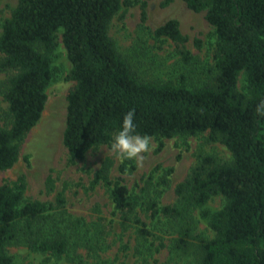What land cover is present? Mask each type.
<instances>
[{
    "label": "trees",
    "instance_id": "trees-1",
    "mask_svg": "<svg viewBox=\"0 0 264 264\" xmlns=\"http://www.w3.org/2000/svg\"><path fill=\"white\" fill-rule=\"evenodd\" d=\"M183 1L194 12L204 11L213 28L212 63H193L187 37L178 20L170 18L152 34L170 40L180 58L167 77L141 79L108 32L121 0H17L0 34V72L7 75L0 93L8 104L5 125H0V171L17 162L19 143L41 117L60 32L71 63L67 79L73 81L62 136L69 160H81L102 145L111 147L129 109H135L137 131L157 139L158 149L163 138L206 132L208 141L222 143L231 159L201 154L176 184L175 205L159 206L150 199L144 209L178 228L172 250L193 249L198 264H264V115L256 110L264 101V0ZM145 6L144 1L142 21ZM114 163L105 157L91 185L108 187L120 227H135L145 237L149 230L137 212L138 197L111 178ZM134 168L133 158L118 165L120 173ZM160 182L167 183L165 176ZM25 187L24 176L0 184V264H14L10 244L57 259L73 254L78 263H84L78 249L95 254L106 246L103 234L112 221L74 217L62 191L51 202L25 198ZM45 187L54 189L51 175ZM215 194L225 203L210 210L206 204ZM198 209L213 237L196 232Z\"/></svg>",
    "mask_w": 264,
    "mask_h": 264
},
{
    "label": "rangeland",
    "instance_id": "rangeland-1",
    "mask_svg": "<svg viewBox=\"0 0 264 264\" xmlns=\"http://www.w3.org/2000/svg\"><path fill=\"white\" fill-rule=\"evenodd\" d=\"M112 18L108 32L114 39L119 52L130 62L141 79L165 78L171 74L174 62L180 58L174 45L164 37L156 38L152 31L170 18L179 22L181 32L187 37L186 48L194 57L193 63L203 66L212 63L215 36L212 26L205 18V12H194L183 0H172L163 5V0H128ZM146 2V19L141 20V4ZM17 0H0L1 25L9 17ZM151 31V32H150ZM52 57L55 69L53 78L46 88L47 100L37 124L19 143V159L9 169L0 171V184L12 183L18 177H25L24 196L45 202L54 200L56 194L63 192L68 211L78 218L90 222L105 218L112 221L111 228H105L106 243L95 254L78 249L84 263L73 259V254L57 259L49 253L31 251L23 245L10 244L8 252L14 264H198L193 249L187 252L173 251V239L177 236L174 224L164 217L152 218L144 209L150 199L158 201L159 206L175 205L178 195L175 186L198 162L201 154L212 155L218 160L228 161L231 153L220 142H210L207 133L191 136L163 138L164 145L158 149L159 141L150 137L151 149L142 154V159L133 158L135 168L120 173L118 165L122 158L111 147L102 145L89 150L81 160L70 161L63 145V131L66 125V96L73 85L67 79L71 68L60 32ZM6 73L0 72L1 83ZM243 84L240 80V86ZM7 102L0 93V125H5ZM110 156L115 163L110 176L120 179L132 195L138 197L137 212L147 224L149 234L142 237L137 228L120 227V214L115 210L110 198L109 188L104 185H91L94 171L101 161ZM172 168L171 174L167 169ZM166 173V174H165ZM48 175L54 180V189L47 191L45 180ZM167 179L161 184L162 177ZM225 199L220 194L212 195L206 206L217 210ZM195 211L198 219L196 232L213 237L214 232L207 222Z\"/></svg>",
    "mask_w": 264,
    "mask_h": 264
},
{
    "label": "clouds",
    "instance_id": "clouds-1",
    "mask_svg": "<svg viewBox=\"0 0 264 264\" xmlns=\"http://www.w3.org/2000/svg\"><path fill=\"white\" fill-rule=\"evenodd\" d=\"M257 112L264 115V101L257 105ZM112 150L122 159H142L151 149L150 137L137 131L135 109H129L122 118L119 129L111 141Z\"/></svg>",
    "mask_w": 264,
    "mask_h": 264
}]
</instances>
